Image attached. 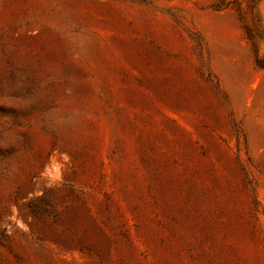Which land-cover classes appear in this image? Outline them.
<instances>
[{
    "label": "rangeland",
    "instance_id": "rangeland-1",
    "mask_svg": "<svg viewBox=\"0 0 264 264\" xmlns=\"http://www.w3.org/2000/svg\"><path fill=\"white\" fill-rule=\"evenodd\" d=\"M0 264H264V0H0Z\"/></svg>",
    "mask_w": 264,
    "mask_h": 264
}]
</instances>
